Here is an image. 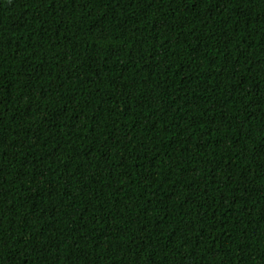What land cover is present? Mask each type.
I'll return each instance as SVG.
<instances>
[{
    "label": "trees",
    "instance_id": "trees-1",
    "mask_svg": "<svg viewBox=\"0 0 264 264\" xmlns=\"http://www.w3.org/2000/svg\"><path fill=\"white\" fill-rule=\"evenodd\" d=\"M0 264H264V0H0Z\"/></svg>",
    "mask_w": 264,
    "mask_h": 264
}]
</instances>
